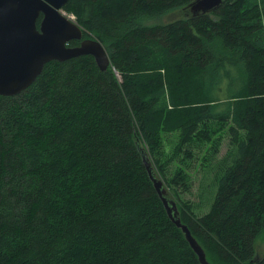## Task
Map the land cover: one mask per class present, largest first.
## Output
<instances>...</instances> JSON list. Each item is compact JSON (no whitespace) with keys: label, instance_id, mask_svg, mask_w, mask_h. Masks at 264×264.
Returning a JSON list of instances; mask_svg holds the SVG:
<instances>
[{"label":"trees","instance_id":"16d2710c","mask_svg":"<svg viewBox=\"0 0 264 264\" xmlns=\"http://www.w3.org/2000/svg\"><path fill=\"white\" fill-rule=\"evenodd\" d=\"M191 1L66 2L110 62L51 60L0 95V264H201L141 148L211 264H264V0ZM198 163L201 214L180 196Z\"/></svg>","mask_w":264,"mask_h":264},{"label":"water","instance_id":"95a60500","mask_svg":"<svg viewBox=\"0 0 264 264\" xmlns=\"http://www.w3.org/2000/svg\"><path fill=\"white\" fill-rule=\"evenodd\" d=\"M222 0H193L189 10L194 15L216 8ZM67 0H0V95H16L30 86L51 61H64L83 54L94 57L97 66L109 65L108 52L95 37L61 12ZM42 17L37 24L38 17ZM75 40L78 44H70ZM142 160L168 217L180 227L201 264H211L202 246L182 223L176 202L167 194L163 181L155 176L143 148ZM258 250L254 259L258 257Z\"/></svg>","mask_w":264,"mask_h":264},{"label":"rangeland","instance_id":"374dc122","mask_svg":"<svg viewBox=\"0 0 264 264\" xmlns=\"http://www.w3.org/2000/svg\"><path fill=\"white\" fill-rule=\"evenodd\" d=\"M62 13H64L67 16H70L71 12H68L64 7L62 8ZM74 15V14H73ZM179 14H177V12H169L166 15H160L157 17H153V18H147L146 23H162V22H166L167 20H171L174 18H179ZM73 20L76 21V17L74 15ZM228 137H224L223 141L220 143L219 145V151L217 156H221L225 153L227 147H228ZM198 155V153H197ZM195 163H197V161L194 160L193 165L195 166ZM198 167H194L192 168L190 171L191 175H190V190L186 191L184 193H181V197H184L185 199L188 198V200H190L195 207V210L198 211L197 214H201L203 213V211L207 210L209 208V200L204 197L205 194V186L209 183L210 181V176L209 175H205L202 172V166H200V163L196 164ZM170 168V167H169ZM169 168H168V172L169 173ZM174 193H178L174 190ZM196 204L199 205V207H196ZM256 247L258 250V253H262L264 251V240H262L261 238H258L256 240Z\"/></svg>","mask_w":264,"mask_h":264},{"label":"flooded vegetation","instance_id":"af4514ba","mask_svg":"<svg viewBox=\"0 0 264 264\" xmlns=\"http://www.w3.org/2000/svg\"><path fill=\"white\" fill-rule=\"evenodd\" d=\"M67 1H68V0H67ZM65 4H66V3H65ZM65 4H64V5H65ZM63 7H64V6H63ZM41 17H42V13H40V15H39V17H38L37 24H38L39 20L41 19ZM84 37H87V36L84 35ZM78 43H79V42H77L76 44H78Z\"/></svg>","mask_w":264,"mask_h":264},{"label":"built area","instance_id":"2783aa9c","mask_svg":"<svg viewBox=\"0 0 264 264\" xmlns=\"http://www.w3.org/2000/svg\"><path fill=\"white\" fill-rule=\"evenodd\" d=\"M61 12H62V9H61ZM70 19H72L73 20V17H74V15L73 14H71L70 16H68ZM73 21H75V20H73Z\"/></svg>","mask_w":264,"mask_h":264}]
</instances>
